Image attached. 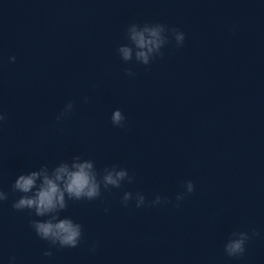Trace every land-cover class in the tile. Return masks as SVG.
<instances>
[{
	"label": "clouds",
	"instance_id": "clouds-1",
	"mask_svg": "<svg viewBox=\"0 0 264 264\" xmlns=\"http://www.w3.org/2000/svg\"><path fill=\"white\" fill-rule=\"evenodd\" d=\"M229 30L233 31L234 27ZM124 38L127 43L120 44L116 48L119 58L125 64L135 61L136 64L149 66L158 57H163V49L172 40L175 41L177 48L182 47L186 36L178 28L163 23L133 22L125 28ZM8 61L15 63L16 57L9 56ZM124 72L129 77L136 75L130 67H126ZM83 102L88 103L89 97H83ZM74 108L73 102L66 103L56 116V121L60 122L69 117ZM6 118V114L0 111V125ZM111 123L115 127H125L126 117L120 109L112 112ZM134 179V175H130L126 168L118 164H112L99 172L92 159L75 155L71 160H62L51 168L43 164L36 170L19 174L11 185V192L20 195L11 206L18 212L27 211L30 216L36 217L29 220V225L36 236L50 246L43 252V256L51 257L52 248H76L83 237V226L80 223L68 216H61V213L68 208L69 201H95L102 196V191L119 189L124 182L131 184ZM182 189L183 191L176 194L175 202L159 194L148 200L140 191L135 193L125 191L121 203L124 207H128L130 202L134 201L137 209L165 204L179 208L186 196L195 192V184L191 180H185ZM8 199L9 193L0 188V204ZM259 235L255 228L250 231H232L224 244V254L229 258L243 257L249 241ZM98 246L99 243L94 242L92 250ZM7 264H17V257L9 256Z\"/></svg>",
	"mask_w": 264,
	"mask_h": 264
}]
</instances>
